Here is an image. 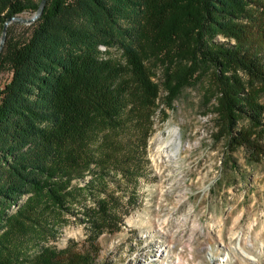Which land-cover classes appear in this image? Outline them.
Instances as JSON below:
<instances>
[{"label":"trees","instance_id":"1","mask_svg":"<svg viewBox=\"0 0 264 264\" xmlns=\"http://www.w3.org/2000/svg\"><path fill=\"white\" fill-rule=\"evenodd\" d=\"M40 2L0 0V28ZM254 9L264 14V0H47L28 35L9 25L0 53V72H11L0 86L1 217L26 192L61 204L69 182L99 164L98 133L120 129L128 109H155L162 89L179 95L198 71L211 69L217 82L228 144L263 157L264 20ZM101 44L119 45L125 63L103 59ZM53 260L96 264L80 252Z\"/></svg>","mask_w":264,"mask_h":264},{"label":"rangeland","instance_id":"2","mask_svg":"<svg viewBox=\"0 0 264 264\" xmlns=\"http://www.w3.org/2000/svg\"><path fill=\"white\" fill-rule=\"evenodd\" d=\"M36 21L11 22L13 34L28 35ZM99 48L103 59L125 63L119 45ZM154 71L162 85L163 67ZM211 72L198 71L175 97L162 89L155 109H128L120 129L98 133L99 164L69 182L61 204L32 192L13 202L0 215V264H48L70 252L96 264H264V155L253 160L228 144ZM10 78L6 66L0 86ZM169 128L183 141L175 158L162 151Z\"/></svg>","mask_w":264,"mask_h":264},{"label":"bare ground","instance_id":"3","mask_svg":"<svg viewBox=\"0 0 264 264\" xmlns=\"http://www.w3.org/2000/svg\"><path fill=\"white\" fill-rule=\"evenodd\" d=\"M168 140L162 146V151L167 158H175L180 155L183 148V141L178 128H169L167 130ZM243 255L249 260L255 261L247 252L243 251Z\"/></svg>","mask_w":264,"mask_h":264},{"label":"water","instance_id":"4","mask_svg":"<svg viewBox=\"0 0 264 264\" xmlns=\"http://www.w3.org/2000/svg\"><path fill=\"white\" fill-rule=\"evenodd\" d=\"M46 3H47V0H41L38 10L35 12L34 16L29 18V19L22 18V17H20L18 15L10 17L9 19H7V21L4 24L2 34H1L0 53L3 50L5 41L7 39V30H8V26L10 25V23L13 22V21H22V22L32 23L33 21H35L36 19H38L40 17V15L42 14Z\"/></svg>","mask_w":264,"mask_h":264}]
</instances>
